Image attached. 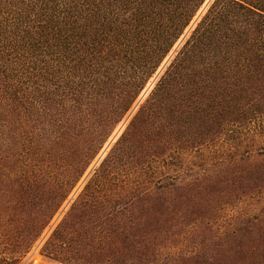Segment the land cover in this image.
Segmentation results:
<instances>
[{
	"label": "trees",
	"instance_id": "obj_1",
	"mask_svg": "<svg viewBox=\"0 0 264 264\" xmlns=\"http://www.w3.org/2000/svg\"><path fill=\"white\" fill-rule=\"evenodd\" d=\"M161 66L41 254L264 264V0H0V264L29 253Z\"/></svg>",
	"mask_w": 264,
	"mask_h": 264
},
{
	"label": "rangeland",
	"instance_id": "obj_2",
	"mask_svg": "<svg viewBox=\"0 0 264 264\" xmlns=\"http://www.w3.org/2000/svg\"><path fill=\"white\" fill-rule=\"evenodd\" d=\"M204 6L205 5H203L201 7V9L198 12V15L204 9ZM192 24H193V22L187 28V30H186L185 33L188 32V30L190 29V27L192 26ZM181 39L177 42V44L175 45L174 49L178 46V44L180 43ZM174 49L167 56V58L165 59L164 63H166L168 61V59L172 56V53H173ZM164 63L162 64V66L164 65ZM162 66L158 69V71L156 72V74L151 78V80L149 81V83L147 84V86L145 87V89L143 90V92L141 93V95L139 96V98L137 99V101L135 102V104L133 105V107L131 108V110L129 111V113L125 116V118L115 128V130L112 133L111 137L108 139V141L106 142V144L102 148V150L99 153V155L96 157V159L94 160V162L90 165V167L88 168V170L86 171V173L84 174V176L81 178V180L77 184V186L74 188V190L71 193V195L69 196L68 200L63 204L62 208L55 215V217L53 218L52 222L45 229V231L43 232V234L41 235V237L37 240V242L33 245V247L31 248V250L29 251V253L18 264H63L62 262L56 261L54 259H51V258H49V257L41 254V252H40L41 245L44 242V240L47 238V236L49 235V233L52 230V228L59 221V219L61 218V216L65 212V210L68 208L71 200L76 196V194L78 193V191L82 187L84 181L89 176L90 172H92V170L94 169V167H96L98 165V163L100 162V160L102 159V157L105 155L106 151L109 149V147L114 143V141L116 140V138L123 131V129L126 126L129 118L131 117V115L136 110V108L138 106V103L141 102V100L144 99V97L146 96V94L148 93V91L150 90V88L152 87L154 81L159 76V74H160V72L162 70Z\"/></svg>",
	"mask_w": 264,
	"mask_h": 264
}]
</instances>
